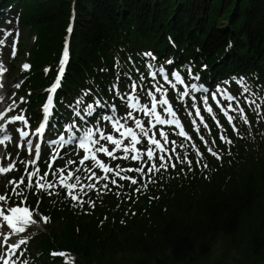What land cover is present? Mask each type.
I'll list each match as a JSON object with an SVG mask.
<instances>
[{"label":"trees","instance_id":"1","mask_svg":"<svg viewBox=\"0 0 264 264\" xmlns=\"http://www.w3.org/2000/svg\"><path fill=\"white\" fill-rule=\"evenodd\" d=\"M6 10L17 16L31 38V47L19 51L27 52L30 66L22 87V92L33 93L28 116L37 113L43 90L53 78L72 12L70 59L52 120L58 128L72 118L68 112L97 100L120 113L121 96L129 90L116 81L124 90L117 95L109 90V83L115 81L117 71L129 72L134 80L144 77L138 83L145 91L150 60L161 65L168 61L169 72L194 74L210 90L217 85L231 87L250 121L236 120V135L220 117L224 134L233 141L226 144L210 119L205 118L209 127L199 128V133L189 124L187 112L200 97L179 102L171 94L196 146L171 133L176 141L173 162L175 155L183 159L186 154L193 162L191 168L177 163L176 168L161 170L152 177L155 183L134 195L138 185L129 182H121L120 189L110 185L111 191H87L82 195L85 203L75 207L63 191L29 195L21 185L17 191L27 196L22 206L35 209L40 201L34 217L44 232H34L22 246L19 264H200L217 242L222 255L232 256L235 264H264V0H0V23ZM44 67L50 71L45 73ZM240 78L251 86V93L240 95ZM253 93L261 104L259 116L244 102ZM79 99L83 103L77 106ZM34 119L29 117L28 122ZM76 121L82 124L77 117ZM201 134L209 143L216 141L212 147L221 159L207 152ZM69 159L73 160L71 153L64 151L54 168L74 167L66 165ZM108 162L139 166L120 159ZM20 174H12L11 180L18 181ZM79 174L84 177L82 171ZM142 183H148V177ZM12 187L7 184L0 194L10 196L9 205L15 206L21 197L11 196ZM89 200L95 202L94 208ZM52 251L65 255L54 258Z\"/></svg>","mask_w":264,"mask_h":264},{"label":"snow or ice","instance_id":"2","mask_svg":"<svg viewBox=\"0 0 264 264\" xmlns=\"http://www.w3.org/2000/svg\"><path fill=\"white\" fill-rule=\"evenodd\" d=\"M71 25L69 26V33H71ZM0 43H3L0 40ZM13 51V55H15ZM144 55L151 56V53H145ZM69 63V51L67 47V42L65 47L62 50L61 59L58 62L57 77L55 83L47 90L50 93H57L58 88L61 86L62 79L66 72V67ZM119 62L117 61V65ZM30 66L25 63L23 65L24 69H28ZM149 68H152L153 65H149ZM5 69L0 66V74H2ZM50 69H45V73L49 72ZM160 73H164V69H159ZM122 75L127 78V82L122 80ZM150 75L155 79L157 72H151ZM174 76L175 81L179 84H183L184 81L181 79V76L178 72L171 73ZM164 80H169V75L164 74ZM199 79V77H196ZM144 79L143 76H140L138 80L142 82ZM138 80L132 79L129 75V72L117 71L115 73V81L109 83V90L113 91L115 94L119 95L120 92L124 91L119 89L116 81L125 84V88L129 92H124V95L121 96V99L124 100V107L126 109V116L117 117L116 108H112L111 115H105L102 117L103 121H108L111 124V128L105 132L100 126L98 121L95 127H88L84 130L82 135H71L67 139L63 136L59 138V141H50L49 144L45 145L42 148L41 143L34 142L31 138L32 135H35L38 139L44 133V124H40L35 128L34 133H31L25 129H19L14 127L15 122H21L27 127L28 120H26L24 115H12L11 120L8 121L9 127H5L3 124H0V133H3L2 138H0V145L5 144V142H11L13 136H10L9 132H18V137H15L16 140H23L24 143L21 147L25 148L28 154V159H19V163L24 164L23 174L19 177V180H11L8 182L9 185H14L11 190V196L21 197L18 203L15 206L9 205L10 196L5 194H0V202L5 205L0 207V220L4 223L0 225V262L2 264H16L14 257L23 256L24 252L21 250L22 246L28 243L27 240L21 238L17 242H12L10 236H16L17 234L26 233L29 226L37 223V220L34 219V216L37 214L39 209V199L37 200V206L35 209L30 208L26 205L27 196L24 191H17L21 185H24V188L28 191V194L39 193L41 196L47 194L49 196L60 195L63 191L65 197L71 200L73 206H82L85 201L81 199L82 195H87V191H97V192H106L111 191L110 185L115 186L120 189L124 187V184L121 182H129V186L134 187L132 194L140 193L143 189H147L149 183H155V180L152 177L161 172V170L167 171L169 167L176 168L177 163L184 164L187 163L189 168H191L192 160L188 159L187 155L184 154L183 159L180 155H175L176 148L172 147L170 150L167 145H175L176 141H169V134L166 133L162 128L157 126L164 125H175L179 129L177 135L185 137L188 140H191V137L187 135L184 128L181 127L180 121L176 118L177 113L173 109V105L170 103L169 99L165 96V90L163 85L157 84L151 90L144 91V95L148 99L147 103H142L138 98V89L141 88V83H138ZM177 83H172L171 87L176 88ZM238 83L241 85L240 95L245 93H251V86L247 83L244 78H240ZM19 87V85H17ZM193 91H199L196 85L192 86ZM204 92H207V89H203ZM223 91V90H218ZM159 94V98L158 95ZM182 95H188L187 92L182 93ZM252 96L245 97V103H248L252 106V110L256 114L260 115L261 104L256 102L255 98ZM21 101H24V98H20ZM47 103L43 106V112L45 114L44 119L47 120V114L53 102V96H47ZM211 99L216 100V94H212ZM223 99L226 103H223L217 100L219 105L218 111L223 114L226 118V122L231 126L232 131L239 135V129L233 124L234 119L239 118L244 124H249V118L245 115V109L240 107V101L238 95L228 94L227 92L223 93ZM83 103V99L76 101V105L79 106ZM97 106L103 107L99 100L95 101ZM206 111L208 113H213L212 107H207L208 99L205 98L203 101ZM158 109H160L158 111ZM95 109L91 104L84 105L82 111L87 116H92V113ZM134 113L142 114L146 119L139 118V115ZM163 113V114H162ZM230 113H236L237 116H234ZM79 115V111L77 112ZM99 115V114H98ZM195 116L199 117L200 123L203 125L204 129L209 127L208 123H205L204 116L201 114V109L196 108ZM4 119V114L0 113V120ZM83 119V117H81ZM95 119V117H93ZM212 119H216V115H212ZM134 124V127L129 124ZM87 123V121H85ZM192 123L195 125L196 120H193ZM216 125L220 127V122L216 121ZM75 125H69L68 131L71 132L72 128ZM155 130V131H154ZM199 133V127L196 129ZM225 129L220 128L219 139L226 143L232 144L233 141L229 139L224 133ZM159 137V138H157ZM199 139L204 142V145L207 148V152L210 153L217 160L221 159L220 155L213 150V145L216 141L212 140L211 143L205 140L204 135H200ZM78 142V149L80 150V155L77 160H67L65 163L67 166L74 167H65L61 166L59 168H54L56 158L59 153L53 155L51 159H48L44 155V149L50 147L51 144L58 143L59 145L74 144ZM141 146L143 150H141ZM182 146V145H181ZM193 147H196L193 145ZM122 154V155H121ZM200 155L199 152H197ZM105 158H110L112 161L118 159L122 160H131L138 161L139 166L133 167H121L119 163L111 165L105 162ZM10 160V163H7L5 166L3 161L0 160V174H7L10 171L17 169V159H13L11 156L7 157ZM41 163L44 165V168H41ZM197 165L200 164V161L196 162ZM204 168H207L208 165L204 164ZM31 169V170H29ZM81 171L85 173L84 177L79 174ZM128 173H136L137 176H130ZM148 177V183H142L143 179ZM25 178L27 183L25 184ZM35 178V179H34ZM83 181H87L84 183ZM99 185V188L97 187ZM59 189V190H57ZM118 197L121 195L119 191L115 193ZM131 198V196H129ZM91 207H95V202L92 200L88 201ZM45 223L48 222V217H42ZM52 257L64 256L63 252H50ZM27 264V262H25Z\"/></svg>","mask_w":264,"mask_h":264},{"label":"rangeland","instance_id":"3","mask_svg":"<svg viewBox=\"0 0 264 264\" xmlns=\"http://www.w3.org/2000/svg\"><path fill=\"white\" fill-rule=\"evenodd\" d=\"M9 12L10 11H8V10L5 11L4 16L2 17V23H0V40H3L5 36L10 34V37L7 39L6 42H4V45L2 46L1 45L2 43L0 44V66H2L5 69V71L2 74H0V80H1V82H3L2 83L3 84V90L1 91V99H0V113L6 114L7 111L9 110L10 114L7 116L6 121H5L7 123H8L9 120H11L12 115H17V114L18 115H24V113L29 112V110L27 109L28 108L27 104L29 103V97L32 96V94H33L29 90H26V92L25 91L22 92V87L25 84V81H26V78H27V74H28V71L30 69H24L23 68V65L25 63H28V61H26V59H25V54L27 55V52L25 51L24 55L19 53L20 47L22 49H24V50H28V48H29V46L31 44V38L30 37L29 38L26 37V34L23 33L18 28L15 16L10 14ZM62 49H63V47H62ZM13 51H15V53H16L15 55H13ZM58 60H59V56L57 57V60L55 62L54 68H53V76H54L55 69H57V67H58ZM169 64L170 63L167 61L162 66H161V64H157V65H158V67H160V66H161V68L163 67L164 71H166L167 70L166 67H168ZM47 69H49V68H47ZM44 70H45V67H44ZM186 78H187L186 82L189 84V85H187L188 86L187 90H189V91L192 90V86L193 85H196L197 89H200V90L203 87H207V85H205L203 83L200 84L201 81H198V79L196 77H194L193 74H191L190 76H188ZM17 85H19V87H17ZM154 85H157V84L154 83ZM224 87H226V88L219 87V89H218V90H223V91H218L217 90V91L213 92V94H216V100H214V104L218 107V109H219V105L217 104V100H219V101H221L223 103H226V101H224V99H223V93L224 92H227L228 94H232V95H238V98H239V101H240V107H243L242 103H241V100H240L239 94H236L232 88H230V87H228L226 85ZM48 89L49 88H47V90ZM163 89L165 90V96L168 98L169 97L168 96V91L165 88H163ZM182 93H184V91ZM157 95H158V98H159V94H157ZM182 96L183 95H181V97ZM211 96H212V94H209V93L208 94H204L203 96H201V102H202L204 107H205V105H204L203 101H204L205 98L208 99L207 107H214L215 106L211 102ZM20 98H24V101L22 102ZM141 102L142 103H147L148 99L141 100ZM171 104L173 105V109L177 113L176 118H178V112H177V109H176V105L173 104V103H171ZM22 105H25V107H21ZM263 105H264V101H263ZM245 106L247 107V104ZM76 110L74 112H68V113L72 117L73 116L76 117L77 116L76 114L79 111V114L81 116H85V113L82 112L81 109H76ZM159 110L160 109H158V111ZM195 110H196V108H195ZM106 112L109 115L112 114L111 109H106ZM110 112H111V114H110ZM38 113H39V111L36 113V115ZM254 113L256 114V112H254ZM134 114L139 115V118H141L142 120L146 119L145 117H143L142 114H138V113H134ZM213 114L216 115V119H218V121L222 122V120L220 119V116L224 117L222 113H220L219 111L214 110V109H213V113H211V114L208 113V115H210L211 117H212ZM230 114H232L234 116H237L236 113H230ZM245 115H247L246 110H245ZM124 116H126V111L124 113L118 115V117H121V118L124 117ZM187 117H188L189 124L195 130L198 127L199 128L203 127V125L200 123L199 117H196L195 114L191 115V114L188 113ZM205 117H207V116H204V118ZM193 120H196V124L195 125L192 123ZM236 120L241 122L239 120L238 116H237V118L234 119L233 124H235ZM179 121H180V119H179ZM99 122H100L99 126L105 132H107L108 129H107L106 124L103 121H101V120ZM66 124H69V123H66ZM96 124H94L92 127L94 128ZM129 124L134 127V124H131V121H129ZM20 126H22V127H20ZM8 127H9V125H8ZM14 127L15 128H19V129L20 128L25 129V130L29 131L30 134L34 133V131H35V128L33 129L32 126L30 127L29 125H27V127H25V125L23 123H21V122L18 125H16L14 123ZM157 127L158 128H162L167 133L166 126H157ZM221 127L223 128L222 124H221ZM221 127H219V129ZM83 132L81 134H83ZM12 133H15V132H12ZM77 133H79V132H77ZM78 135L79 134H77V136ZM61 136L64 137V136H66V134L65 133L61 134L59 136V138ZM157 138H159V137H157ZM58 139L56 140L57 142H58ZM46 140H47V138H46ZM169 141H170V136H169ZM17 143H18V141L14 138V141H13V143L11 145H7L5 147H0V160L3 161L5 166L7 165V163L11 162L10 160L7 159V157L11 156L13 159H17V169H14V170L10 171L7 174H0V191H1L2 188H4L8 184L9 181H11L12 174L16 175L18 173H21L20 176L23 174V170H24L25 165L19 163V159H28V154H27L26 150H23V147L17 146ZM56 145H57V143L54 145V147H57ZM138 147H141V146L138 145ZM167 147L170 150L172 147H174V145L169 144V145H167ZM141 150H143L142 147H141ZM79 154H80V151L78 149H76L75 151L72 152V157L74 158V161L78 159ZM58 157L59 156H57V158ZM127 161H131V160L129 159ZM135 162L139 163L138 161H135ZM29 170H31V169H29ZM4 206L5 205H3L2 202H0V207H4ZM3 223L4 222L2 220H0V225H3ZM0 230H2V229H0ZM37 230H39V229L34 227V226H29L27 231H26V233L17 234L16 236H10V240L12 242H17L21 238L26 239L30 235H32L34 232H38ZM40 230H44V228H40ZM222 251H223L222 245L219 242H217L214 245L210 256L205 261H202L200 264H235V261H234L233 257L232 256L224 257L222 255ZM13 259H15L16 264H18L17 258L14 257ZM0 263H2V262H0Z\"/></svg>","mask_w":264,"mask_h":264},{"label":"bare ground","instance_id":"4","mask_svg":"<svg viewBox=\"0 0 264 264\" xmlns=\"http://www.w3.org/2000/svg\"><path fill=\"white\" fill-rule=\"evenodd\" d=\"M9 37H10V34H8L7 36H5L4 39L2 40L3 43L2 44L0 43V44L3 46L4 45V42H6ZM68 135H71V133H68Z\"/></svg>","mask_w":264,"mask_h":264}]
</instances>
